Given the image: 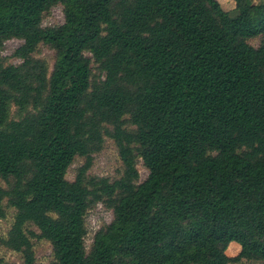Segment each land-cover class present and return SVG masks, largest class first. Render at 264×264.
<instances>
[{"label":"trees","instance_id":"1","mask_svg":"<svg viewBox=\"0 0 264 264\" xmlns=\"http://www.w3.org/2000/svg\"><path fill=\"white\" fill-rule=\"evenodd\" d=\"M234 1L0 0V50L22 40L20 63L0 61V203L16 210L2 242L24 264L27 223L50 264H230L231 241L264 264V3ZM57 4L63 23L42 27ZM41 42L50 73L32 55ZM105 136L122 166L112 181L86 174ZM101 200L113 219L87 252L84 215ZM141 242L149 254L132 257Z\"/></svg>","mask_w":264,"mask_h":264},{"label":"rangeland","instance_id":"2","mask_svg":"<svg viewBox=\"0 0 264 264\" xmlns=\"http://www.w3.org/2000/svg\"><path fill=\"white\" fill-rule=\"evenodd\" d=\"M221 6L228 11L233 10V2L230 0L221 1ZM264 12V8H263ZM64 21L63 6L57 4L53 6L48 12H45L42 16L41 25L42 27L56 26ZM260 38H252L248 40V43L257 46L259 44ZM22 43V40L17 38H12L6 40L0 50V61L4 64H18L20 59L13 55L14 50ZM35 58L43 60L48 68V73L51 72L53 64L55 62V51L46 43H39L32 54ZM86 56H91L89 52H85ZM91 67L94 73H98L97 64L92 60ZM10 118H17L16 107L10 105ZM126 119L125 126L127 129L133 128L129 123V117L124 116ZM137 170L139 172V182L143 181L148 171L142 164L140 158L137 159ZM84 163V158L80 156L74 157L71 164L69 165L65 178L72 181L74 180L77 169ZM87 177L92 176L106 177L109 180H115L119 178L122 174V166L120 157L118 155V150L115 141L105 136L103 147L100 151L92 154V165L87 171ZM87 178V179H88ZM3 186H6L5 182L1 181ZM3 215L0 216V264H24V257L21 252L14 251L6 247L2 240L6 239L8 232L11 229L16 210L10 206L7 199L4 198L0 203ZM113 219V211L107 205L104 200L98 201L91 205L85 215L84 224L86 229V234L84 236V243L86 251L90 250L94 234L100 229L105 227ZM24 232L30 239L32 243V250L34 253V264H50L53 261V252L51 243L45 239L39 237V230L32 224L27 223L24 225ZM226 254L229 256H238V260L231 262L230 264H261V261L250 258V253L248 250L241 248L238 245L235 251L232 249H227ZM149 254V245L146 242H141L133 246L132 257H144Z\"/></svg>","mask_w":264,"mask_h":264},{"label":"crops","instance_id":"3","mask_svg":"<svg viewBox=\"0 0 264 264\" xmlns=\"http://www.w3.org/2000/svg\"><path fill=\"white\" fill-rule=\"evenodd\" d=\"M221 4L222 2L221 1H225V0H218ZM230 2L232 3L233 2V7H235V1L234 0H230ZM254 3H264V0H254ZM234 9V8H233ZM239 244L234 242V241H231L227 247V249H232V251H235L236 247L238 246ZM227 253V252H226ZM228 255V254H227Z\"/></svg>","mask_w":264,"mask_h":264}]
</instances>
